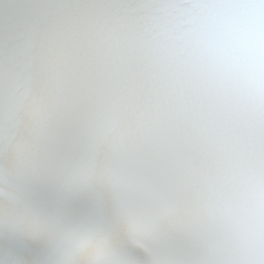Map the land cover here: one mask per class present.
<instances>
[{
	"label": "snow or ice",
	"instance_id": "obj_1",
	"mask_svg": "<svg viewBox=\"0 0 264 264\" xmlns=\"http://www.w3.org/2000/svg\"><path fill=\"white\" fill-rule=\"evenodd\" d=\"M0 264H264V0H0Z\"/></svg>",
	"mask_w": 264,
	"mask_h": 264
}]
</instances>
